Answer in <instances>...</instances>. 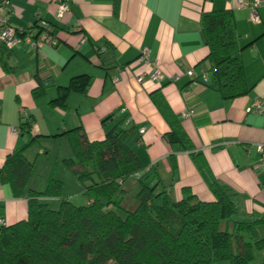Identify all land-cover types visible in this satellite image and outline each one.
<instances>
[{
	"label": "crops",
	"instance_id": "1",
	"mask_svg": "<svg viewBox=\"0 0 264 264\" xmlns=\"http://www.w3.org/2000/svg\"><path fill=\"white\" fill-rule=\"evenodd\" d=\"M68 1L71 13L56 21L54 0H10L13 25L28 27L44 20L54 42L39 50L21 44L1 52L0 168L23 141L18 129L26 117L32 120L31 135L36 136L24 153L34 163L28 187L40 190L52 163L64 171L60 160L72 155L67 131L80 127L88 140H99L127 114L128 126L134 127L128 144L142 166H156L174 199L188 187L198 199L214 200L209 184L214 179L241 211L264 214V170L257 151V144L264 142V113L247 111L255 99H264V5L256 8L259 20L254 21L250 9L237 5V0ZM221 10L232 12L243 47L240 59L248 90L233 98H223L209 74L206 82L193 80L209 66L201 16ZM97 46L105 49L97 51ZM145 49L148 56L140 59ZM156 67L160 79L150 76ZM188 69L194 76L186 74ZM81 74L90 76L86 90H71L62 103L53 102L59 88ZM155 99H163L179 119L192 151L203 159V169L190 150L172 152L165 138L169 126ZM189 108L194 115L182 117ZM52 150L56 157L41 161L44 167L47 164L43 176L35 163L39 154ZM67 169L76 182L75 193L85 198L82 204L90 203ZM51 174L64 186L62 175ZM130 183L133 191L135 184ZM63 195L70 200L73 194L63 190ZM26 214L27 198L13 197L9 186L0 183V216L5 222L13 224ZM258 231L264 236V224Z\"/></svg>",
	"mask_w": 264,
	"mask_h": 264
},
{
	"label": "trees",
	"instance_id": "2",
	"mask_svg": "<svg viewBox=\"0 0 264 264\" xmlns=\"http://www.w3.org/2000/svg\"><path fill=\"white\" fill-rule=\"evenodd\" d=\"M201 26L211 85L223 98L246 93L243 47L232 12L203 13ZM89 82L86 74L72 77L53 102L62 103L71 90L84 92ZM155 103L169 126L165 138L172 152L190 150L203 169L179 119L163 99ZM128 119L124 114L99 140H88L80 127L66 132L72 155L62 163L91 199L75 205L52 174L42 189L28 187L34 163L24 153L36 136L30 132L32 120L24 118L18 129L24 139L5 157L0 183L9 186L13 197L27 198V214L0 226V264H264V236L258 231L264 214L241 211L214 179L209 182L214 200L202 201L188 187L174 199L156 166H142L128 144L134 130ZM51 198L57 208L50 207Z\"/></svg>",
	"mask_w": 264,
	"mask_h": 264
},
{
	"label": "built area",
	"instance_id": "3",
	"mask_svg": "<svg viewBox=\"0 0 264 264\" xmlns=\"http://www.w3.org/2000/svg\"><path fill=\"white\" fill-rule=\"evenodd\" d=\"M56 3V9L54 11V19L56 21H62L65 16L71 13L68 0H54ZM237 5L244 6L250 9L251 18L254 21H258L259 17L256 12V8L260 5H264V0H237ZM11 2L10 0H0V54L1 49L11 50L18 47L21 44H25L34 50H39L44 44H51L54 42V37L48 28V24L44 20H38L37 22L29 25L28 27L15 26L11 23ZM148 56L145 49L140 56V59H146ZM186 74L194 76V70L188 69ZM150 76L153 79H160L162 77L159 68H155ZM208 72L202 70L199 74V80L196 82H206ZM143 77L138 76V80L141 81ZM175 80V78H173ZM125 112V109H121ZM247 111H254L257 113H264V99H255L247 108ZM194 115L192 108L186 109L181 113L184 118H189ZM129 120V119H128ZM142 131V130H141ZM257 151L259 153V167L264 170V142L257 144ZM5 220L0 216V226L4 225Z\"/></svg>",
	"mask_w": 264,
	"mask_h": 264
},
{
	"label": "rangeland",
	"instance_id": "4",
	"mask_svg": "<svg viewBox=\"0 0 264 264\" xmlns=\"http://www.w3.org/2000/svg\"><path fill=\"white\" fill-rule=\"evenodd\" d=\"M54 154V155H53ZM38 157H39V161H37V163H35L36 164V169H40V173L39 174H43V176H44V171L46 170V168H47V164L45 165V167L43 166V163L41 162V161H47V162H49L48 160L50 159V158H55L56 157V151H53L52 150V152L49 154V155H41V154H39L38 155ZM60 162L62 163V160H60ZM63 164V163H62ZM63 169V167L61 166V165H58L57 164V162H55V164L53 165V163H52V165H51V168H50V170H48V172L46 173V175H45V180H47L48 179V177L50 176L49 174H50V172L52 173V172H54L55 171V174L57 175V176H63L64 177V179H63V181H64V186H63V190H64V192L65 193H68V194H73V195H71V198H70V200H71V202H73L75 205H79V204H82V202L81 201H84L85 200V198H83L81 195H79V194H76L75 193V191L77 190L76 189V182H75V180H71V177H72V175L67 171L68 169L65 167L64 169V171L62 170ZM42 176V177H43ZM54 176V175H53ZM75 179V178H74ZM44 180V179H43ZM45 183H46V181H45ZM45 185V184H44ZM75 193V194H74ZM57 203L55 202V203H51L50 204V207L51 208H57Z\"/></svg>",
	"mask_w": 264,
	"mask_h": 264
}]
</instances>
